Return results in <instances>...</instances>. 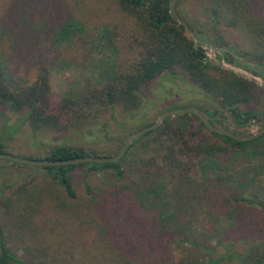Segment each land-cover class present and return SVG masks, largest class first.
<instances>
[{
	"label": "trees",
	"instance_id": "trees-1",
	"mask_svg": "<svg viewBox=\"0 0 264 264\" xmlns=\"http://www.w3.org/2000/svg\"><path fill=\"white\" fill-rule=\"evenodd\" d=\"M67 2L9 0L0 19V31L8 33L5 36H8L15 52H19V45L26 47L40 43L38 39L41 34L50 45L89 46L87 48H91V51L96 49L98 57H94L92 65L96 73L82 88L67 89L54 96L50 87V64L24 58V64L34 66V76L30 80L14 83V79L7 77L1 69L0 63V114L3 115L4 110L19 113L16 121L1 125L7 133L14 132L18 122L24 119L32 132L58 130L84 134L106 113L113 118L115 106L120 108L121 113L133 112L140 104L139 89L142 85L159 74L173 76L175 72L184 74L201 91L203 104L194 106L209 117L216 116V119L209 120L211 125L219 123V127L225 130L226 126L222 123L243 127L255 116L247 105L251 90L259 88L229 70L203 61V48L200 45L193 48L181 25L170 19L167 0H98L107 5L105 11L109 13V20L100 19L96 21L97 25L90 26L77 17L73 5ZM196 3L195 10L186 12L185 9L184 15L183 11L178 15L198 38L210 45L226 47L238 56H241L240 52L228 45L224 31L239 25H258L259 21L264 26V0H196ZM86 56L82 54L84 63L92 62ZM216 57L237 63L225 51L216 54ZM176 118L167 117L155 129L141 135L115 162L42 165L63 190V195L58 196L59 202L54 207L53 215L60 218L71 215L78 227L82 225L83 229H93L96 233L93 243H98L102 250L86 261L76 259V263L68 261V264H157L168 253L167 244L170 240L163 241L162 237L169 233V224L176 230H182L183 239L189 246L204 253V264H230L236 259L239 263L238 258L246 254L245 248L239 251L234 242L227 239L228 228L222 233L208 230L201 239L197 235L199 228L190 226L189 221H186L188 208L192 207L188 204L194 182L191 175L196 174L193 172L196 164L205 168L202 171L204 173L208 169L216 173L214 177L199 181L206 194H216L218 189H222L221 182L226 179L220 177L221 158L232 157L236 151L257 141L262 134L250 140L237 141L207 130L189 113L177 115ZM225 118H229V121ZM201 130L208 132L213 140L199 134ZM145 135L152 136L155 154L136 160L134 179L94 193L86 188L85 195L76 196L69 177L72 169L78 166L84 167L85 171L109 169L115 177H122L121 161ZM0 152H7L1 141ZM115 152L116 149L110 154H102L94 147L59 144L50 146L41 159L108 156ZM164 175L168 180L167 188L162 181ZM23 184L26 183L14 189L11 194L13 197L5 199L17 204L19 209H8L5 213L12 217L13 223L24 224L21 226L22 235L27 236L28 243H22L24 255L18 256L7 245L0 224V264H53L36 257L46 255L48 247L42 246L43 241L36 236L39 225L35 219L40 221L39 218L48 213L40 212L28 204L19 205L30 197V194H25ZM232 199L247 209L252 205L264 209V198L259 197L258 202L246 195ZM147 202L153 204L150 214L141 211L136 215L137 204ZM231 218L230 213L225 217L226 222ZM40 230L42 232L44 229ZM238 241L244 243V240ZM260 246L264 247V242ZM263 250L255 251L251 264H264ZM181 264L202 262L195 257H183Z\"/></svg>",
	"mask_w": 264,
	"mask_h": 264
},
{
	"label": "rangeland",
	"instance_id": "rangeland-1",
	"mask_svg": "<svg viewBox=\"0 0 264 264\" xmlns=\"http://www.w3.org/2000/svg\"><path fill=\"white\" fill-rule=\"evenodd\" d=\"M67 1H69L67 3L70 6L73 5L77 17L88 26L97 25V20L108 19L107 14L109 13L107 10L105 11L108 7L105 3H100L98 0ZM8 2L9 0H0V19ZM196 4V0H176L175 11L177 14L183 11L184 15L185 9L186 12L190 9L195 10ZM98 12L102 14H98ZM261 22H257L260 26L256 24H251L248 27L239 25L235 28L226 29L224 37L231 48L240 52V57L245 60L254 58L257 63L260 62L264 65V26ZM6 34L8 33L0 31V63H2L1 69L4 70L7 77L14 79L12 80L14 83L30 80L34 76V66L24 64V58H30L29 61L45 62L51 65L50 87L54 96L62 94L67 89L82 88L87 80L92 79L94 73H96L92 66L98 57L96 49L91 51V48H89V51L87 48L89 46L81 48L77 45L59 47L54 44L50 45L49 42H45L41 34L38 39L40 43L26 47L19 45L17 47L19 52H15L10 46ZM203 50L205 56L222 61L232 70L250 75L245 64L238 61L237 63L227 62L216 57V54L220 55V52H211L205 48ZM83 53H85V56L88 55L89 58L86 57L92 62L85 61L84 63ZM254 78L262 81L257 75H254ZM256 87L258 86L256 85ZM251 91L250 100L253 107H255L253 110L255 113L254 122L251 124L249 121L243 127H234L222 123L228 131H233L232 133L236 135L254 133L260 128L264 120V94L260 90L252 89ZM139 96L140 104L133 112L121 113L120 108L115 106L113 118H110L106 113L91 130H86L84 134L78 135L70 133V131L62 132L58 130L32 132L24 119L20 120V123L18 122L14 132L7 133V130L1 128V125L4 122L10 124L16 121L19 113L4 110V114H0V141L4 144V149L8 153L31 158H41L50 146L59 144H81L85 147H94L102 151V154H110L117 149L120 140H123L128 133L151 123L161 111L174 106L203 104L201 91L184 74L179 72H175L173 76L164 73L157 75L150 82L140 87ZM171 119H177L176 115L171 116ZM213 119H216V116L210 117V120ZM225 120L229 121V118H225ZM214 126L220 128L221 125L218 123ZM105 134L107 135L105 136ZM199 134L213 140L208 132L204 130H201ZM153 146L152 136H142L140 142L136 143L125 159L121 161L122 177H115L114 172L109 169L85 171L82 166L75 167L69 176L74 193L79 198L85 195L86 188L94 193L100 189L104 190L112 185L134 179L136 177L134 172L136 160L140 157L153 156L155 154L152 150ZM234 154L232 157L221 158L223 162H219L221 167L219 168L221 169L220 177L224 176L226 179L221 182L222 189H218L214 195L206 194L199 181L214 177L216 173L209 169L204 173L202 172L205 169L204 167H201L200 164L195 165L193 172L196 174L195 176L191 175V177H194L192 197L188 201L189 207L191 205L192 207L188 208L186 221H189L190 226L198 227L199 231H202L197 232L201 239L204 238L203 234L208 230L222 233L225 228H228L227 239L233 241L239 251L246 249V254L238 258L239 263L236 259L230 261V264H251L255 251L264 249L260 246L264 242V209L258 205H252L248 209L241 207L232 197L246 195L255 202H258L259 197L264 198V132L257 141L250 143ZM162 181L165 188H167L166 175H164ZM21 183H26L23 184L26 190L25 194H30V197H27V202H22L19 205L28 204L34 209L40 210V212L48 213L41 216L40 221L35 219V222L39 225V233L36 236L43 241L42 246L48 247L46 255H37L38 259H45L53 264H68V261L76 263V259L86 261L90 256L102 251L98 243H93L96 236L93 229H83L84 226L82 225L78 227L77 221L71 215L67 218L53 215L54 207L59 202L58 196L63 195V190L42 165L23 164L1 159L0 224L5 241L13 252L18 256L24 255L21 246L23 242L28 243V241L26 240L27 236L22 235L21 226H24V224L13 223L12 217L5 213L8 209H19V206L17 207V204L9 203L5 199L13 197L11 194ZM32 196H38L39 198H31ZM152 206L151 202L142 205L137 204V209L135 208L136 215L140 214L141 211L150 214ZM230 213L232 218L226 222L225 217ZM40 229L44 230L41 232ZM168 231L169 233L163 234L162 237L163 241L170 240V243L167 244L168 253L157 264H181L183 257H195L204 264V253L189 246L184 241L182 230H176L169 224ZM46 240L47 242H44ZM238 240H244L245 244Z\"/></svg>",
	"mask_w": 264,
	"mask_h": 264
},
{
	"label": "water",
	"instance_id": "water-1",
	"mask_svg": "<svg viewBox=\"0 0 264 264\" xmlns=\"http://www.w3.org/2000/svg\"><path fill=\"white\" fill-rule=\"evenodd\" d=\"M175 2L176 0H167V11L168 15L171 20L175 21L177 24L181 25L185 33L188 35V37L191 40V45L193 48H196L197 45H200L202 48H205L207 50H210L211 52H221L225 51L229 53L231 56H233L239 63L246 64V65H253V63L243 59L242 57L236 55L232 50L226 48V47H218L214 45H210L206 43L205 41L198 38V36L195 34V32L190 29V27L186 24V22L176 13L175 11ZM203 61H208L211 64L218 65L224 69L230 70L236 75H240L245 77L246 79L254 80L258 85L264 87V82L255 79L249 74H244L241 72H237L235 70H232L228 66H226L222 61L217 60L212 57L205 56L203 58ZM257 69H263L261 66H256ZM185 113H189L193 116H195L203 125L204 127L214 133L222 134L225 136H228L234 140L237 141H246L250 140L264 132V121L261 124L260 128L255 131L254 133L250 135H236L228 130L221 129L218 127H215L209 123L210 117L202 110H200L198 107L194 105H186L183 107L178 108H170L165 109L161 111L159 114L156 115V117L153 119V121L147 125L142 126L139 129L133 130L130 133H128L124 139L120 142L118 145L116 152L113 155H104V156H94V155H85V156H76L72 158H64V159H41V158H24L20 156H16L7 152H0V159H7L10 161H14L17 163H23V164H30V165H67V164H77L82 162H91V163H106V162H115L117 161L125 152V150L128 148V146L135 141L137 138H139L141 135L146 133L147 131H150L152 129H155L157 126L160 125V123L167 117L170 116H177V115H183Z\"/></svg>",
	"mask_w": 264,
	"mask_h": 264
},
{
	"label": "flooded vegetation",
	"instance_id": "flooded-vegetation-1",
	"mask_svg": "<svg viewBox=\"0 0 264 264\" xmlns=\"http://www.w3.org/2000/svg\"><path fill=\"white\" fill-rule=\"evenodd\" d=\"M247 61L253 63V65H246L245 64L247 66V70L250 72V75L252 74L251 75L252 77H254V75H257V76L260 77L262 82H264V65L262 63H260V62L257 63L254 58H249V59H247ZM256 66H261L263 69L262 70L261 69H257ZM248 80L253 82L254 85H257L259 87L260 92L264 94V87L263 86L258 85L254 80H251V79H248ZM259 90H257V91H259ZM247 108L251 112H253L255 107H253V104H252L251 100H250V103L247 105ZM260 111H262V110H260ZM263 121H262V123H263ZM253 122H254V117L252 116L250 118V123L252 124Z\"/></svg>",
	"mask_w": 264,
	"mask_h": 264
}]
</instances>
